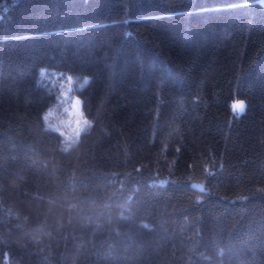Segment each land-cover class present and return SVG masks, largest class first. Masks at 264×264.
Masks as SVG:
<instances>
[{"label": "trees", "instance_id": "obj_1", "mask_svg": "<svg viewBox=\"0 0 264 264\" xmlns=\"http://www.w3.org/2000/svg\"><path fill=\"white\" fill-rule=\"evenodd\" d=\"M45 65L91 77L70 153ZM0 264H264V5L0 0Z\"/></svg>", "mask_w": 264, "mask_h": 264}, {"label": "clouds", "instance_id": "obj_2", "mask_svg": "<svg viewBox=\"0 0 264 264\" xmlns=\"http://www.w3.org/2000/svg\"><path fill=\"white\" fill-rule=\"evenodd\" d=\"M38 73L45 81L44 93L49 98L40 113V131L57 139L59 151L70 153L78 148L83 137L92 133L99 115V112L90 115L84 107L82 93L86 84L91 83V77L47 65L41 66ZM246 109L243 98H234L231 110L236 118ZM193 187L202 189L203 185L194 182Z\"/></svg>", "mask_w": 264, "mask_h": 264}, {"label": "rangeland", "instance_id": "obj_3", "mask_svg": "<svg viewBox=\"0 0 264 264\" xmlns=\"http://www.w3.org/2000/svg\"><path fill=\"white\" fill-rule=\"evenodd\" d=\"M264 5V0H259Z\"/></svg>", "mask_w": 264, "mask_h": 264}]
</instances>
